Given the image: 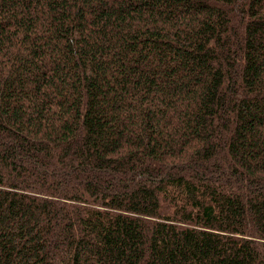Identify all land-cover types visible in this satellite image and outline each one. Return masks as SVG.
Instances as JSON below:
<instances>
[{
  "label": "trees",
  "instance_id": "trees-1",
  "mask_svg": "<svg viewBox=\"0 0 264 264\" xmlns=\"http://www.w3.org/2000/svg\"><path fill=\"white\" fill-rule=\"evenodd\" d=\"M0 264H264V0H0Z\"/></svg>",
  "mask_w": 264,
  "mask_h": 264
}]
</instances>
